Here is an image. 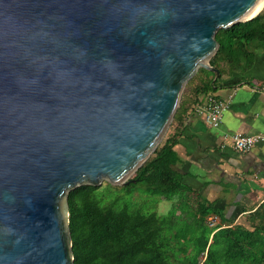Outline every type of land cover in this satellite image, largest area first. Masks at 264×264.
Here are the masks:
<instances>
[{
  "label": "water",
  "instance_id": "water-1",
  "mask_svg": "<svg viewBox=\"0 0 264 264\" xmlns=\"http://www.w3.org/2000/svg\"><path fill=\"white\" fill-rule=\"evenodd\" d=\"M261 1L0 0V264H74L68 194L127 184Z\"/></svg>",
  "mask_w": 264,
  "mask_h": 264
},
{
  "label": "trees",
  "instance_id": "trees-1",
  "mask_svg": "<svg viewBox=\"0 0 264 264\" xmlns=\"http://www.w3.org/2000/svg\"><path fill=\"white\" fill-rule=\"evenodd\" d=\"M215 39L219 48L209 65L217 70L216 79L201 68L188 81L164 140L127 184L119 191H111L109 184L81 186L68 194L74 264H264V202L228 217L216 200L194 190L185 182L187 174L176 169L180 135L173 129L185 96L198 83L195 96L207 98L230 87L223 84L224 76L252 69L256 55L264 52V9L251 21L219 30ZM128 192L131 201L125 198ZM135 193L141 203L133 202ZM145 195L177 199L176 205L161 216ZM244 212L246 225L235 224ZM211 215L225 228H209Z\"/></svg>",
  "mask_w": 264,
  "mask_h": 264
},
{
  "label": "crops",
  "instance_id": "crops-1",
  "mask_svg": "<svg viewBox=\"0 0 264 264\" xmlns=\"http://www.w3.org/2000/svg\"><path fill=\"white\" fill-rule=\"evenodd\" d=\"M223 78V84L230 87L211 95L229 101L218 126L206 123L201 112L206 98L195 96V83L184 98L173 132L180 135L175 147L179 158L176 169L187 174L189 186L208 200H216V206L229 217L264 201V141L247 153L236 152L231 142L234 134L264 135V52L256 55L246 73ZM197 99L200 104L195 105Z\"/></svg>",
  "mask_w": 264,
  "mask_h": 264
},
{
  "label": "built area",
  "instance_id": "built-area-1",
  "mask_svg": "<svg viewBox=\"0 0 264 264\" xmlns=\"http://www.w3.org/2000/svg\"><path fill=\"white\" fill-rule=\"evenodd\" d=\"M229 101L218 100L213 96L206 98V104L201 108L205 121L212 127H217L222 119L223 113L228 109ZM264 141V135L246 136L242 134H234L231 137L232 147L238 153H247L251 151L257 143ZM207 226L211 229L225 228L221 225L217 216L211 215L207 218Z\"/></svg>",
  "mask_w": 264,
  "mask_h": 264
},
{
  "label": "rangeland",
  "instance_id": "rangeland-1",
  "mask_svg": "<svg viewBox=\"0 0 264 264\" xmlns=\"http://www.w3.org/2000/svg\"><path fill=\"white\" fill-rule=\"evenodd\" d=\"M264 9V8H263ZM169 129V128H168ZM167 132H168V130H167ZM167 132H166V134H167ZM166 134H165V136H166ZM165 136H164V138H165ZM164 138H163V140H164ZM162 140V141H163ZM161 141V142H162ZM106 184H108L107 182H102L99 186H97V187H102V188H104V187H106ZM110 185V184H109ZM111 187H110V189H111V191H119L120 190V188L122 187V186H114V185H110ZM133 193V192H132ZM139 193V195H144L143 193H140V192H138ZM120 195H121V192L119 193ZM123 194H125V193H123ZM134 198H133V202H135V203H141L142 202V200H141V197L140 196H138V194L137 193H135L134 195ZM147 196V198L149 199V201L150 202H154V204H153V209H154V211H155V213H157L158 215H167V213L171 210V208H173V207H175V205H176V200L177 199H173V200H171V201H169V200H164V199H161V198H159V197H150V196H148V195H145V197ZM125 198H126V200L127 201H131V198H132V196H131V193L130 192H128V193H126V196H125ZM143 199V198H142ZM259 201V200H258ZM260 202V201H259ZM259 202H257V203H254V204H252V205H249L248 207H247V209H251V208H254L255 206H258L259 204H261V203H259ZM264 202V201H263ZM262 202V203H263ZM142 211H144L145 212V207L142 209ZM153 210L151 209V210H149L148 212H152ZM244 217H241V215L239 216H236L235 217V224L236 223H241V224H244V225H246V223L244 222V219H243ZM222 225V224H221ZM224 225V224H223Z\"/></svg>",
  "mask_w": 264,
  "mask_h": 264
},
{
  "label": "bare ground",
  "instance_id": "bare-ground-1",
  "mask_svg": "<svg viewBox=\"0 0 264 264\" xmlns=\"http://www.w3.org/2000/svg\"><path fill=\"white\" fill-rule=\"evenodd\" d=\"M264 8V0H262L259 5L257 6V8L254 10V12L252 13V16L257 14V13H261L262 10Z\"/></svg>",
  "mask_w": 264,
  "mask_h": 264
}]
</instances>
